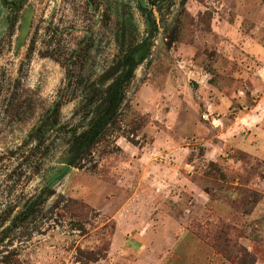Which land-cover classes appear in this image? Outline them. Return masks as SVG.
Instances as JSON below:
<instances>
[{
	"label": "rangeland",
	"instance_id": "obj_1",
	"mask_svg": "<svg viewBox=\"0 0 264 264\" xmlns=\"http://www.w3.org/2000/svg\"><path fill=\"white\" fill-rule=\"evenodd\" d=\"M6 1L0 264H264V77L241 46L264 51L262 0ZM140 43L118 128L67 165L89 84Z\"/></svg>",
	"mask_w": 264,
	"mask_h": 264
},
{
	"label": "trees",
	"instance_id": "obj_2",
	"mask_svg": "<svg viewBox=\"0 0 264 264\" xmlns=\"http://www.w3.org/2000/svg\"><path fill=\"white\" fill-rule=\"evenodd\" d=\"M154 1V0H153ZM163 0H156L154 3ZM144 9V8H142ZM124 34L119 37V43ZM140 44L130 45L123 49L117 62L119 72L104 86L100 87L96 82L89 84L90 94H86L85 108L82 109L81 120L86 121V126L80 132H73L68 143L69 155L66 164L73 167H82V161L91 156L94 145L110 130L118 128V114L124 100L125 86L131 80L134 69L139 63L136 54ZM68 77V74H67ZM60 101L55 102L51 114H56ZM53 190L46 187L39 192L28 205L15 216L13 225L33 215L43 199L51 195ZM1 241V238H0Z\"/></svg>",
	"mask_w": 264,
	"mask_h": 264
},
{
	"label": "crops",
	"instance_id": "obj_3",
	"mask_svg": "<svg viewBox=\"0 0 264 264\" xmlns=\"http://www.w3.org/2000/svg\"><path fill=\"white\" fill-rule=\"evenodd\" d=\"M254 9V11L252 10ZM250 9L249 15L250 17H254L255 15H261L258 12L259 11H264V0L261 1V3L259 2V4L257 6H254V8ZM257 11V12H256ZM236 16L237 17H244L243 13L240 11V13L236 12ZM236 23V18H234V20L231 22H229V25H233ZM263 28H264V24H263ZM246 41L242 42L241 46L242 49H244L246 51L247 54H249L251 57L254 58L255 62L257 61L259 63V66L257 65V67L261 68L260 73H262L263 77H264V51L262 49H260L259 47V43H253L251 42L250 39H248V37H246ZM262 71V72H261ZM199 79V80H198ZM198 82L202 83L203 79L202 77H198ZM208 81V80H207ZM191 92H189L190 94ZM191 99H193V96L191 95ZM209 108H207V110L209 109V114L211 113L213 107H212V103H209ZM224 108V107H223ZM208 114V115H209ZM188 120L192 123V125H195V121L194 118H188Z\"/></svg>",
	"mask_w": 264,
	"mask_h": 264
},
{
	"label": "flooded vegetation",
	"instance_id": "obj_4",
	"mask_svg": "<svg viewBox=\"0 0 264 264\" xmlns=\"http://www.w3.org/2000/svg\"><path fill=\"white\" fill-rule=\"evenodd\" d=\"M0 1H4V0H0ZM20 2H21V0H17L16 1V4H15V2H13V1H6V3L8 4V5H10V6H14V5H18V4H20ZM18 3V4H17ZM29 7H30V9H31V11L33 12V9H32V6L31 5H29V6H27L26 8H25V10H24V14H23V17H22V19H21V26H22V21H23V19H24V15H25V12H26V10L27 9H29ZM18 8H19V6H18ZM31 18H32V14H31ZM30 25H31V22H30ZM21 26H20V29H19V34H18V43L19 44H21L23 41H25V39H26V37H27V34H28V31H29V29H28V31H27V34H26V36L24 37V39L23 40H20V38H19V36H20V30H21ZM29 28H30V26H29ZM138 51H139V49H138ZM138 53V52H137ZM137 60H138V62L140 61L138 58H137ZM139 64V63H138ZM119 72V69H118V67H117V65L116 66H113V67H111V68H109L108 70H106L105 72H103L96 80H95V82L97 83V85L98 86H105L117 73ZM57 101H60V100H56L55 102H57ZM55 102L53 103V105H52V107L50 108V110H49V114H51V110H52V108H53V106H54V104H55ZM60 104H61V102H60ZM60 106V105H59ZM58 110H59V108H58ZM58 112V111H57ZM51 115H54V114H51Z\"/></svg>",
	"mask_w": 264,
	"mask_h": 264
},
{
	"label": "water",
	"instance_id": "obj_5",
	"mask_svg": "<svg viewBox=\"0 0 264 264\" xmlns=\"http://www.w3.org/2000/svg\"><path fill=\"white\" fill-rule=\"evenodd\" d=\"M31 14H32V11L29 7V9H27L25 12L24 19L22 21V26L20 30V36H19L20 40H23L27 34V31L29 29L30 22H31Z\"/></svg>",
	"mask_w": 264,
	"mask_h": 264
}]
</instances>
